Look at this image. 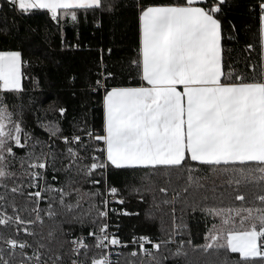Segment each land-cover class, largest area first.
Returning a JSON list of instances; mask_svg holds the SVG:
<instances>
[{
    "label": "snow or ice",
    "instance_id": "1",
    "mask_svg": "<svg viewBox=\"0 0 264 264\" xmlns=\"http://www.w3.org/2000/svg\"><path fill=\"white\" fill-rule=\"evenodd\" d=\"M233 6L234 0H0V12L42 11L58 27L78 24L81 12H127L138 34L129 61L135 72L118 62L109 67L101 55L79 89L97 97L95 108L85 100L66 130L68 110L53 102L45 111L60 119L37 120L43 140L25 118L37 104L29 93L40 87L34 70L42 61L0 47V264H121L119 249L129 243L135 247L128 257L140 259L128 264H172L160 253L174 243L178 264L192 242L174 240L187 227L175 224L174 207L173 228L162 239L126 242L110 231V212L129 215L109 207L124 203L113 177L125 173L139 177L131 191L163 180L158 190L172 187L171 203L183 193L194 213L219 219L195 246L214 255L205 264H264V0L244 5L251 22L243 39L227 15Z\"/></svg>",
    "mask_w": 264,
    "mask_h": 264
},
{
    "label": "trees",
    "instance_id": "2",
    "mask_svg": "<svg viewBox=\"0 0 264 264\" xmlns=\"http://www.w3.org/2000/svg\"><path fill=\"white\" fill-rule=\"evenodd\" d=\"M247 0H234V6L227 10L229 19H234L241 29V38H245V22H251L244 5ZM79 23L73 25L71 22L64 23L58 27L51 22L49 17L42 11H34L32 14L19 15L11 11L0 12V28L7 27L9 34H0V47H19L26 54L34 53L31 58L39 56L42 63L35 68V74L39 75L40 87L29 93L37 100V104L31 109H26V121L30 131L40 139H46L47 133L40 128L37 120L60 119L54 112H46L53 102L67 108L66 118L61 120L63 127L69 129V121L73 116L79 115L85 100L95 108L97 97H87L79 89L83 86V78L89 74L95 75L97 64L103 55L105 63L111 67L114 62L125 65L126 72L135 69L129 65V61L136 56L138 46V34L135 24L129 13L118 12L113 15L89 12L87 17L83 12L79 14ZM99 20V26L96 21ZM227 27V25H225ZM251 39V35L247 36ZM79 45V47H73ZM111 48V55L108 49ZM103 50V51H101ZM75 75L77 81L71 85L69 77ZM27 84L28 81H25ZM135 83V81H133ZM76 91L73 96L72 92ZM28 96H25V100ZM99 118V113H95ZM115 185L121 189L120 195L124 197L121 209L126 210L129 215H121L118 219L120 224L119 233L122 238L130 239L133 236L147 235L152 240L162 239L166 232L173 228L174 207L175 224H186L184 229H177L174 240H191V245L185 243L187 257H180L178 264H205L206 261L214 259V255L203 253L195 248L205 243V234L218 224L219 219L205 216L199 209L194 213L191 207L184 201V194L176 198L174 203V191L170 187L167 194L160 193L158 188L165 186L163 180H158L150 185L152 190L140 192L131 191L132 186H139L140 181L132 179L131 173L121 174L113 177ZM174 187V186H173ZM92 189L91 185H84V190ZM179 191V188H176ZM142 197V198H141ZM163 200L170 203L164 204ZM208 205L218 202L208 201ZM227 203V202H226ZM156 205H159L157 208ZM84 207L88 205L85 203ZM177 244H170L162 248L161 253L169 257V262L176 264L177 258L171 256ZM122 264H128V253L124 255ZM167 264V262H166Z\"/></svg>",
    "mask_w": 264,
    "mask_h": 264
},
{
    "label": "built area",
    "instance_id": "3",
    "mask_svg": "<svg viewBox=\"0 0 264 264\" xmlns=\"http://www.w3.org/2000/svg\"><path fill=\"white\" fill-rule=\"evenodd\" d=\"M109 199H111V198H109ZM120 205H121V204H119V203L113 202V203H110L109 207H110V208L121 209V208H120ZM118 216H121V215H117V214L112 213V212L109 213L110 231L113 232V233H115L117 236H119L120 239H121L122 241H126V242H127V241H131V238H132V237H131L130 239H125V238H122V237L120 236V233H119L120 224L118 223V221H116V220H118V219H115V218H117ZM122 216H123V215H122ZM117 226H118V227H117ZM153 241H155V240H153ZM145 246H146V247H150V245H147V244H146ZM133 247H135V245H132V244L129 243V245H128L127 248H120L119 251L122 252V253H124V255H126V254H127V253H128ZM124 255L120 257L121 264H122V262L124 261V258H125ZM113 258L115 259V256H114ZM131 259H135V260L139 261L140 257H137V258H131ZM143 259H144L145 261L148 260L147 257H144Z\"/></svg>",
    "mask_w": 264,
    "mask_h": 264
},
{
    "label": "rangeland",
    "instance_id": "4",
    "mask_svg": "<svg viewBox=\"0 0 264 264\" xmlns=\"http://www.w3.org/2000/svg\"><path fill=\"white\" fill-rule=\"evenodd\" d=\"M122 196V195H121Z\"/></svg>",
    "mask_w": 264,
    "mask_h": 264
}]
</instances>
